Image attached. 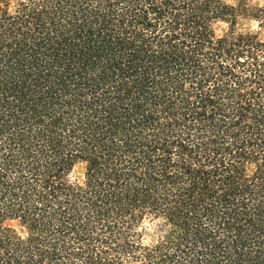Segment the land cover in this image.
Here are the masks:
<instances>
[{
    "label": "trees",
    "instance_id": "16d2710c",
    "mask_svg": "<svg viewBox=\"0 0 264 264\" xmlns=\"http://www.w3.org/2000/svg\"><path fill=\"white\" fill-rule=\"evenodd\" d=\"M0 264H264V6L0 0Z\"/></svg>",
    "mask_w": 264,
    "mask_h": 264
},
{
    "label": "rangeland",
    "instance_id": "374dc122",
    "mask_svg": "<svg viewBox=\"0 0 264 264\" xmlns=\"http://www.w3.org/2000/svg\"><path fill=\"white\" fill-rule=\"evenodd\" d=\"M229 3L231 4H235L237 0H227ZM249 4L253 7H261V6H264V0H249ZM256 27V24L251 22V21H248V20H240V24H239V29H255ZM227 29V25L223 24V23H219L217 24L216 26V31L217 33L220 35L222 34L223 32H225ZM83 175H84V169L82 166H78L73 175H72V178L74 180H81L83 178ZM149 233V232H148Z\"/></svg>",
    "mask_w": 264,
    "mask_h": 264
}]
</instances>
